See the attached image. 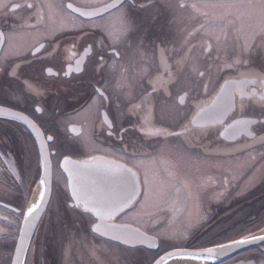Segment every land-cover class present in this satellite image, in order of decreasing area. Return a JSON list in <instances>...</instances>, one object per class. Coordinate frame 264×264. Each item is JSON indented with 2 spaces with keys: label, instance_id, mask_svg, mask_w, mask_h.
Here are the masks:
<instances>
[{
  "label": "flooded vegetation",
  "instance_id": "flooded-vegetation-1",
  "mask_svg": "<svg viewBox=\"0 0 264 264\" xmlns=\"http://www.w3.org/2000/svg\"><path fill=\"white\" fill-rule=\"evenodd\" d=\"M25 2L49 5L50 7H44L40 13L45 20H37L36 8L9 11L12 4ZM113 2L114 0H7L8 7L0 9V33L4 34V40L0 41V57L11 56L16 63H20L36 53V49L43 44L45 48L38 55L49 57L51 54V62H46L44 67L52 68L53 72L58 73L60 77L68 72V80L71 82V77L78 75L72 71L77 61L88 56L84 51L87 44L81 46L75 37L81 35V32L95 33L96 29L91 27L92 24L119 28V12H112L102 18L99 15ZM158 2L163 4L164 0H158ZM171 2L178 3L179 0H171ZM188 2L201 3L203 0H188ZM68 4H71L72 8H68ZM172 14L171 11L162 12L158 23H165ZM176 15L180 20L179 28L191 31L197 27L195 22L188 19L187 12H178ZM49 17L51 18L50 27L57 31L55 38L44 30L45 21ZM26 25L32 27H26ZM73 25H83V27L71 31ZM61 28L65 29L63 33L60 32ZM158 35L156 28L148 30L143 41L149 50L147 61L137 60L135 65L130 64L127 80H120L119 70L110 77L109 92L105 94L111 95L109 106L113 112L116 111L117 105L126 106L124 96L129 90L125 86L121 91L116 87L117 82L127 85L131 81L134 70L138 73L148 64L154 66L158 63V60L151 56L152 49L149 43ZM205 38L204 31L201 30L191 38L190 42L197 43ZM88 43L91 41L89 40ZM170 44L175 50L169 63L173 65V71H176L174 61L184 56L187 48L180 47L179 36L174 43L170 41ZM17 53L21 55L17 57ZM199 53L198 47L193 50L192 55L196 56ZM229 53L230 48L225 46L221 47L219 53L213 49L212 56L215 58L219 55L221 58H227ZM88 58L99 59L98 56ZM105 59H108V56ZM94 66L93 64L92 67ZM200 70L203 71L204 68L201 67ZM243 70L240 69V71ZM30 78L42 94L38 95L24 88L23 81ZM99 78L97 75V79ZM225 79L240 80L241 77L235 71L218 74L213 64L211 82L207 91H204L203 84L209 81L208 74L199 79V89L190 92L183 102L178 97L175 99L176 108L168 114L167 118L169 120L178 118L186 127H174L169 130L186 132L187 135L179 139L169 138L167 141L163 137L146 141L139 133H129L126 136L128 152L131 154L135 151L147 168L174 185L171 194L174 200L169 208L150 206L147 210L146 206L137 203L134 207L127 208L106 221L132 224L155 236L158 239L156 249L142 245L129 247L100 237L85 226L88 215L91 214L80 217L79 211L71 213L66 218L65 222L69 227L67 232L62 233L55 223L56 213L53 207L49 208L47 214H44L39 221L26 250L24 264H112L102 258L79 256V252L81 254V249L84 247V243H81L79 238L84 235L90 244H95L94 240H102L108 245L115 244L126 249H135L138 253L135 260L142 258L146 252L150 255L151 263L170 249L204 248L237 237L243 223L241 217L246 219L254 216L253 212L247 214L242 208L252 206L255 201L264 197V142L258 139L254 141L249 135L253 133L258 137L264 133H260L255 125L237 123L256 119L251 113L253 109H259L258 97L250 99L246 96L241 105L240 91L243 86L237 85L232 89L234 106H226L221 92V85L224 84ZM10 83L11 86L7 81L0 82V100L6 101L0 103V108L21 114L35 125L36 132L16 116L0 112V153L11 157L20 175V179L12 181V184L8 180H0V245H3L0 247V261L6 259L9 251L13 253L14 258V242L19 239L24 217L21 209L26 211L40 178V150L36 137L46 141L45 149L51 163L50 189L57 196L67 195L68 179L61 168L64 157L79 161L93 160L95 163L92 165L107 175L108 184V173L113 167L112 162L127 167H132L134 163L130 156L125 157L109 147L113 141L106 138V132L101 134L102 116L98 115L96 109L83 114L80 106L73 103L72 96L75 93L68 84L62 83L55 77L45 80V77L37 76L28 67L22 69L20 81ZM256 88L258 85L249 84L244 91L251 93ZM136 93H139V88L136 89ZM37 107L42 108V111L36 112ZM106 110L100 109V112ZM48 136H54V141H47ZM113 147L119 149L123 146L116 144ZM246 155L250 157L248 164L236 163L237 159L247 157ZM90 157L96 159H90ZM142 176L143 172H141ZM228 190L231 195L225 197ZM177 199H184V210H180V206L174 210ZM140 200L142 201L143 197H140ZM146 215L155 218H166L171 215L172 220L170 223H160V226L154 225L158 228V232L156 228L151 230L154 227L145 226L144 223L136 221ZM18 220L20 225L17 224ZM92 222H96L95 216H92ZM163 225L164 231H161L159 227L163 228ZM210 231L212 234L208 235ZM227 236L231 237L226 238ZM69 237L72 239L71 244L68 243ZM66 245L67 248L69 246L72 248L73 257L71 258L66 257ZM125 253L126 251L122 254L126 255ZM249 261L253 264H264V244L212 264H245Z\"/></svg>",
  "mask_w": 264,
  "mask_h": 264
},
{
  "label": "snow or ice",
  "instance_id": "snow-or-ice-1",
  "mask_svg": "<svg viewBox=\"0 0 264 264\" xmlns=\"http://www.w3.org/2000/svg\"><path fill=\"white\" fill-rule=\"evenodd\" d=\"M7 7V0H0V9ZM44 7L50 6L27 2L15 3L11 5L9 11L20 8H36L37 20L41 21L45 20V17L40 14ZM67 7L72 8V5L68 4ZM165 11H171L173 14L165 23H158L162 12ZM112 12H119L118 29H114L110 25L92 24L91 27L96 29L95 33L81 32V35L75 37L81 46L87 44L84 51L88 56L77 61L72 71L78 75L72 76L71 82L68 80V72L60 77L58 73L53 72L52 68L44 67L46 62H51V54L49 57L38 55L45 48L43 44L36 49V53L20 63H16L11 56L0 57V82L7 81L10 86L11 81H20L24 67L30 68L37 76L45 77V80L55 77L62 83L68 84L75 93L72 96V101L80 106L83 114H88L96 109L98 115L102 116L101 134L106 132V138L113 141L109 147L134 160L132 167L112 162L113 167L108 173V187L92 193L86 191L78 183V170L72 173V179L66 184L67 195L62 197L57 196L49 188L47 181L41 175L40 186L37 189L38 197L34 203L27 207L26 211L21 209V214L26 221L31 214L36 213V215L30 222H26L24 229L21 230L19 240L14 242L15 258L9 251L6 254V259L0 261V264H24L21 257L28 246L26 237L30 236L38 220L47 214L49 208L54 207L55 223L62 233L67 232L69 227L65 222L66 218L71 213L79 211L80 217L90 213L85 226L90 228L92 233L105 237L109 233L120 231L105 224L106 220H110L127 208L134 207L137 203L156 207L165 201L172 194L174 185L147 168L135 151L131 154L128 152L126 136L129 133H139L146 141L160 137L167 141L169 138L179 139L181 136L187 135L186 132L169 130L174 127L185 128L186 125L182 124L178 118L169 120L168 114L176 108L175 99L178 97L183 102L190 92L197 91L199 79L205 77L206 74L209 75V81L203 84V89L204 91L208 90L213 64H215L218 74L235 71L241 77L240 80L225 79L224 84L221 85L226 106H234L232 89L237 85L243 86L240 91L241 105H243L246 96L250 99L258 97L259 109H253L251 113L256 119L237 123L255 125L260 133H264V0H203L201 3H189L188 0L172 3L171 0H164L163 4L158 0H144V2L141 0H114L99 15L102 18ZM178 12H187L188 19L195 22L197 27L191 31L179 28L180 20L176 15ZM81 15L84 14L81 13ZM50 20L49 17L45 21L44 30L49 32L52 38H55L57 31L50 27ZM26 27L32 26L26 25ZM82 27L83 25H73L70 30L75 31ZM150 28H156L159 33L155 40L149 42L152 49L151 56L158 60V63L154 66L148 64L138 73L134 70L131 81L127 85L117 82L116 87L121 91L125 86L129 90L124 96L126 106L117 105L116 111L113 112L109 106L111 95L105 94L109 92L110 77L119 70L120 80H127L130 64L135 65L137 60L147 61L149 50L143 41ZM201 30L204 31L206 38L197 43H191V38ZM64 31V28L60 29L61 33ZM177 36H179L180 47L187 48V51L184 56L174 61L176 71H173V65L169 61L172 60L175 49L171 46L170 41L174 43ZM3 40L4 34L0 33V41ZM89 40L91 43H88ZM225 46L230 48L227 58H221L219 55L213 58V49L219 53L221 47ZM198 47L200 48L199 55L193 56V50ZM19 55L21 54H16L17 57ZM96 56L99 57L98 60L88 58ZM106 56L108 59H105ZM93 64L94 67H92ZM201 67L204 68L203 71L200 70ZM240 69L244 70L240 71ZM97 75H99V79H97ZM249 84H256L258 88L251 93L244 91ZM23 86L29 92L42 94L36 84L31 82V78L23 81ZM137 88H139V93H136ZM3 102L6 101L0 100V103ZM100 109L107 110L100 112ZM35 111L41 112L42 108L37 107ZM17 118L24 119L29 127L35 129V125H32L26 118ZM37 134L39 135L38 132ZM249 135L254 141L258 139L260 142H264V135L258 137L253 133H249ZM46 140L54 141V136H48ZM40 144V166L47 168L48 161L45 156L47 144L44 140H41ZM116 144L123 147L115 149L113 146ZM84 147H88V145H84ZM90 159L96 158L90 157ZM65 163L72 162L65 158ZM141 172H143L142 177ZM140 197H143L142 201ZM146 214L151 215V213ZM92 216L96 217L95 223L92 222ZM108 238L117 241L120 245H127V239H121L120 235L108 236ZM133 238L141 244L147 242L152 247L156 246V237H149L145 233H137ZM257 239L264 240V236L233 240L231 246L244 245L250 240ZM2 246L0 245V247ZM217 247L222 250L226 245L221 244ZM206 251L211 253L213 249L209 248ZM166 255L197 258L200 254L178 251L166 253ZM163 259L164 257H161L155 264H162ZM148 264H151V261Z\"/></svg>",
  "mask_w": 264,
  "mask_h": 264
},
{
  "label": "water",
  "instance_id": "water-1",
  "mask_svg": "<svg viewBox=\"0 0 264 264\" xmlns=\"http://www.w3.org/2000/svg\"><path fill=\"white\" fill-rule=\"evenodd\" d=\"M88 12V11H87ZM0 112L1 114H9V113H13L17 117H24L21 114L11 111V110H7L4 108H0ZM201 114V113H200ZM200 116V115H199ZM25 118V117H24ZM22 122L25 123L24 119H20ZM27 121L31 122L30 120L26 119ZM26 124V123H25ZM31 124L33 125V123L31 122ZM28 125V124H26ZM31 128V127H30ZM34 132H36V128L33 129L31 128ZM37 138L38 144H39V150L41 151V144L40 141L42 140L41 138ZM45 156L47 157V161H48V166L47 168L41 167V173H40V178L39 181L41 179V175L43 176V178L47 181L48 186L50 188V182H51V163L49 160V157L47 155L46 149H45ZM65 158H67L69 161H71L72 163L66 164L65 163ZM95 162H93V160H85V161H79L76 159H73L71 157H64L61 161V168L64 171L68 181L70 179H72V173L74 171L79 172V175L77 177L78 183L89 193H92L98 189H105L108 187V182H107V175L104 172H100V169L95 168L92 164H94ZM39 181L37 184V188L36 191L34 193L33 199L30 202L34 203L35 199L38 197V193H37V189L39 188ZM30 204L28 206H30ZM39 211V210H38ZM36 215V213H33L29 216L28 221L25 220V217H23L22 219V223H21V228H20V234H19V238L21 236V230L24 229L26 222H30L31 219ZM41 220V219H40ZM38 220V223L39 221ZM37 223V225H38ZM95 223V222H94ZM105 224L107 225H111L117 229H119L120 231L117 233H109L108 236H113V235H120L121 239H127V246L130 247H136V246H145L147 248H151V249H156L158 247V239L156 238L155 240V247L150 246L147 242L141 244L139 243V241L133 237L136 236L137 233H145L147 236L149 237H155L153 235H150L144 231H142L140 228L132 225V224H128V223H117V222H108L105 221ZM37 225L33 228L30 236L26 237V243L27 245H29V242L31 240V237L37 227ZM98 235V234H97ZM108 236H105L104 238H108ZM251 236H264V224L249 231L246 232L232 240H228L225 241L223 243L220 244H216V245H211L208 247H204V248H198V249H191V248H175V249H170L167 250L165 252H163L161 255H159L151 264H155V262L157 260H159L161 257H164L162 264H170V263H179V264H212L221 260H224L226 258H229L231 256H233L236 253H239L241 251H244L246 249L252 248V247H256V246H260L264 244V240H260L257 239L255 241H251L247 244L244 245H237V246H231V242L233 240H238V239H244V238H250ZM19 240V239H18ZM114 241V240H112ZM117 242V241H115ZM226 245V247L224 249H219L217 247V245ZM28 246L25 249L24 254L21 257V260H24L25 257V253L27 250ZM213 249V252L209 253L206 250L207 249ZM184 252V253H191V254H196L199 253L200 255L197 258H186V257H182V256H167L166 253H176V252ZM15 258V255H14ZM245 264H253L252 261H249L248 263Z\"/></svg>",
  "mask_w": 264,
  "mask_h": 264
},
{
  "label": "rangeland",
  "instance_id": "rangeland-1",
  "mask_svg": "<svg viewBox=\"0 0 264 264\" xmlns=\"http://www.w3.org/2000/svg\"><path fill=\"white\" fill-rule=\"evenodd\" d=\"M247 157H240V159H237L236 163H249V156L246 155ZM231 162V161H230ZM0 163H2V165H0V180H8L11 184L12 181H18L20 179V175L18 173L17 168L13 165L12 159L11 157H9L8 155H5L4 153H0ZM22 173V172H21ZM258 190H261L258 188ZM229 191V190H228ZM228 195H231L230 191L225 193V197H227ZM173 196H169L166 198L165 201L161 202L158 204L159 207H165V208H169L170 205H172V201H173ZM177 206H180V210H184V199H177L176 203L174 204V210L175 208H177ZM150 206H146V210L149 209ZM171 209V208H170ZM252 209V208H251ZM173 210V209H172ZM171 215H169L166 218H155L154 216H144L141 219H135L136 221H138L139 223H144L145 226H152L154 227V229L151 230H155V226L159 225L160 223H170V220H172L170 218ZM18 225H20V220H18L17 222ZM17 225V226H18ZM155 225V226H154ZM164 225L163 228L159 229L161 231H164ZM150 228V227H147ZM156 230L159 232L158 228H156ZM166 231L168 232V230L166 229ZM212 234V232H208V235ZM231 236H227L226 238H230ZM196 238V237H195ZM194 238V239H195ZM72 239H70V237L68 238V243L71 244L72 241H70ZM81 243H84V247L81 249V254L79 252V256L81 255V257L84 258H102V259H106L108 260V262H112V264H145L148 259L150 258V255H148V253L145 252V255L142 258H138L137 260H135L136 256L138 255L137 250H131L130 248L126 249L124 247L121 246H117L115 244H110L108 245L107 243L98 240H94L93 242L95 244H90L87 241L86 236H81V238H79ZM164 240V239H163ZM165 241V240H164ZM74 242V240H73ZM109 243V242H108ZM67 248V245H66ZM124 251H126V255L122 254L124 253ZM65 254L67 258H71L73 257L72 254V248L71 246H69V248H67L65 250ZM263 261V260H262ZM264 263V262H263Z\"/></svg>",
  "mask_w": 264,
  "mask_h": 264
},
{
  "label": "trees",
  "instance_id": "trees-1",
  "mask_svg": "<svg viewBox=\"0 0 264 264\" xmlns=\"http://www.w3.org/2000/svg\"><path fill=\"white\" fill-rule=\"evenodd\" d=\"M242 210H243V212L246 211L247 214L253 212L254 216H252L250 218H246V219L241 217V221L243 223L241 224V229H240L239 235H242L246 232H249V231H251V230H253V229L264 224V197L255 201V204L252 206L243 207ZM235 236H237V235H235ZM149 260L150 259H148V261Z\"/></svg>",
  "mask_w": 264,
  "mask_h": 264
},
{
  "label": "bare ground",
  "instance_id": "bare-ground-1",
  "mask_svg": "<svg viewBox=\"0 0 264 264\" xmlns=\"http://www.w3.org/2000/svg\"><path fill=\"white\" fill-rule=\"evenodd\" d=\"M170 264H179V263H170Z\"/></svg>",
  "mask_w": 264,
  "mask_h": 264
}]
</instances>
